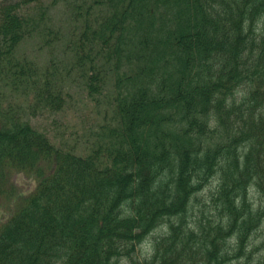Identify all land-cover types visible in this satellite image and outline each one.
<instances>
[{
  "label": "trees",
  "instance_id": "1",
  "mask_svg": "<svg viewBox=\"0 0 264 264\" xmlns=\"http://www.w3.org/2000/svg\"><path fill=\"white\" fill-rule=\"evenodd\" d=\"M60 35L87 136L31 124L72 87L22 49ZM2 90L0 264H264V0H0Z\"/></svg>",
  "mask_w": 264,
  "mask_h": 264
},
{
  "label": "rangeland",
  "instance_id": "2",
  "mask_svg": "<svg viewBox=\"0 0 264 264\" xmlns=\"http://www.w3.org/2000/svg\"><path fill=\"white\" fill-rule=\"evenodd\" d=\"M65 13L60 11L57 7L56 10L50 13V17L54 21L64 22L63 28L66 29V25H68L71 21L70 18H65ZM56 21H54L56 23ZM64 37L60 35V39L50 43L49 46L45 47L42 51L35 53L32 51L30 46L24 47L22 49V53H24L28 59L35 60L37 64L43 65L48 62V58L52 56L53 61L58 65L59 68L54 67L55 77L64 75L62 73V69L64 66H60L59 60L65 55V50L67 47L64 45ZM67 46V45H66ZM69 51V50H68ZM70 52V51H69ZM67 63V59L65 58ZM66 66V65H65ZM64 76H68L65 78V85L66 87H72V90L69 91V97H63L64 102L62 103V107L57 110L53 111L50 110L48 112H44L43 115H38L42 111L36 112V117L31 118V124L34 127H44L49 131V135L56 136V134H73L75 131L82 133V135L87 136L91 129H96V121H101L102 119V111L106 109L105 106H102V103L99 102L96 105L94 102L86 96L85 93L80 92L81 84L78 82L79 73H75V71H71ZM5 91V89H3ZM0 91V102L6 103V97L4 96V91ZM6 95H8V90L5 91ZM9 96V95H8ZM8 100V98H7ZM14 103L17 106L27 104V101L20 96L14 97ZM17 111H21L20 108ZM23 114V111H22ZM30 112H24L25 116H30ZM70 140L76 139V137H68ZM83 140V136L79 137V141ZM11 182L15 188V194L17 197L26 196L31 193L35 187V181L32 177L27 176L23 173H13L11 176ZM204 195V194H203ZM6 203V202H5ZM10 204V203H9ZM13 203L10 204L12 206ZM10 210H8V204L4 207L0 206V223L10 214ZM143 251L146 250V247L143 246Z\"/></svg>",
  "mask_w": 264,
  "mask_h": 264
}]
</instances>
